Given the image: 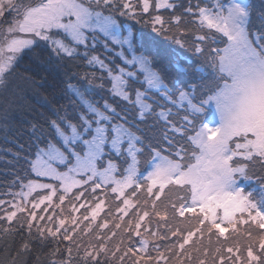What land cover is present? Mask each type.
<instances>
[{
	"label": "snow or ice",
	"instance_id": "snow-or-ice-1",
	"mask_svg": "<svg viewBox=\"0 0 264 264\" xmlns=\"http://www.w3.org/2000/svg\"><path fill=\"white\" fill-rule=\"evenodd\" d=\"M6 14L0 118L36 87L19 64L40 48L64 103L25 121L0 264L51 244L43 264H264V0H0Z\"/></svg>",
	"mask_w": 264,
	"mask_h": 264
},
{
	"label": "trees",
	"instance_id": "trees-1",
	"mask_svg": "<svg viewBox=\"0 0 264 264\" xmlns=\"http://www.w3.org/2000/svg\"><path fill=\"white\" fill-rule=\"evenodd\" d=\"M183 2L187 3V0H183ZM190 27L194 26L190 25ZM36 52L39 54L38 56L29 53L24 56L19 64V72L31 77L36 82V87L26 90L22 96L13 100L12 107L7 114V120L0 118V178H2L1 172H3V186L5 183L7 186L13 185L12 179L15 180V178L12 177L14 172L9 170L11 169L8 167L9 165H12L16 171L21 169V177L28 170L26 160L29 158L30 138L28 133L30 129L25 121H32L34 118H39L40 113L48 112V108L42 103L44 98H47L48 101L54 104L57 100H59L61 104L64 103L63 100H60L59 96L60 89L62 88L61 78L55 72L49 71L46 65L47 51L40 48L36 49ZM187 55L191 56V53H187ZM41 84L44 86L39 87ZM0 111H3L2 103H0ZM153 131L158 132V130ZM26 151L27 153L25 155L24 152ZM16 154H18L19 158H17ZM254 188L253 192L260 189V184H256ZM245 190L247 189L245 188ZM256 194L257 192L253 193L254 197ZM247 229L248 225H239V227H237V232L233 233L232 230L229 229L226 233V236L229 238L227 241L228 243L234 240L239 241L240 252L235 253L236 255L242 253L246 255L245 246L248 241L244 233ZM19 239L20 237L17 236L16 244H14L13 247L18 246ZM221 240L223 241L224 238L222 237ZM215 243L216 240L214 239V241H212L213 246ZM53 246L55 245H37V250L34 251L33 256L29 258L31 264H35L34 258L36 256H40L43 264V260L46 258L48 251H50V248ZM60 247H64V242L61 243ZM254 251H256L255 247ZM0 259H5V257H0ZM238 264H243V258Z\"/></svg>",
	"mask_w": 264,
	"mask_h": 264
},
{
	"label": "rangeland",
	"instance_id": "rangeland-1",
	"mask_svg": "<svg viewBox=\"0 0 264 264\" xmlns=\"http://www.w3.org/2000/svg\"><path fill=\"white\" fill-rule=\"evenodd\" d=\"M162 14H164V15H168L169 13H167V12H164V11H162ZM12 19V17H10V16H8L7 14L5 15V17H4V19H3V21H0V24H2L5 28L7 27V25H8V22L10 21ZM25 153V155H26V153H27V151L26 152H24ZM23 153V154H24ZM29 157V156H28ZM27 158V157H26ZM22 160V159H21ZM17 164V163H16ZM14 165V164H13ZM8 167H10L11 169H9V170H11V171H13L14 172V174L12 175V177H14L15 178V180H17V177L18 176H20L21 177V169H19V171H16V169H14L13 168V166L12 165H9ZM1 174H2V178H0V194H3V193H5V192H7V191H9V190H12V191H16V190H18V188L13 184V185H9V186H7V184L5 183L4 184V186H3V172H1ZM8 178H9V176H8ZM15 180H13L12 179V181L14 182ZM256 184H259L257 181H251V182H248L247 184H245V188L247 189V190H251V191H253L255 188H254V186L256 185ZM258 192H257V194H256V198H258L259 197V193H260V189H258L257 190ZM0 198H3V197H0ZM81 211H83V210H81ZM237 227H239V225H237ZM195 239V238H194ZM214 239H215V237H213V239H212V241H214ZM67 242H64V244H66ZM205 243H207V238H205Z\"/></svg>",
	"mask_w": 264,
	"mask_h": 264
}]
</instances>
